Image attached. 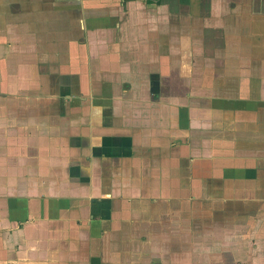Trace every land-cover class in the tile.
<instances>
[{
	"label": "crops",
	"instance_id": "obj_1",
	"mask_svg": "<svg viewBox=\"0 0 264 264\" xmlns=\"http://www.w3.org/2000/svg\"><path fill=\"white\" fill-rule=\"evenodd\" d=\"M0 264H264V0H0Z\"/></svg>",
	"mask_w": 264,
	"mask_h": 264
}]
</instances>
